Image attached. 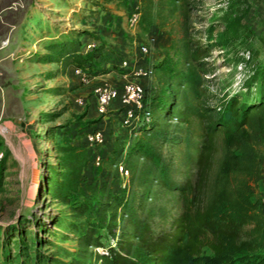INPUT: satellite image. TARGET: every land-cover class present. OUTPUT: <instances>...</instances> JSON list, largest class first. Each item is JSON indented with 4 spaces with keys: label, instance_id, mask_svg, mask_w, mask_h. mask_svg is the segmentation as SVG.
<instances>
[{
    "label": "rangeland",
    "instance_id": "374dc122",
    "mask_svg": "<svg viewBox=\"0 0 264 264\" xmlns=\"http://www.w3.org/2000/svg\"><path fill=\"white\" fill-rule=\"evenodd\" d=\"M181 3L0 0V264H72L80 259L83 250L80 228H87L89 223L102 235L103 250L116 243L109 232L111 212L104 218L99 210L104 198L100 187L105 185L117 191L124 186L114 162H127L128 147L141 134H129L117 119L110 118L101 126L104 115L96 109L93 118L86 116L90 104L80 103V98L86 101L90 87L75 73L77 65L67 64L60 57L55 49L59 43L66 45L79 37L82 41L96 40L103 44L101 60L89 69L93 73L103 63L119 68L113 62L118 53L110 49L118 42L115 36L121 34L129 46L135 37L143 39L148 52H139L148 57L147 64L155 66L153 76L145 81L149 98L157 99L154 116L159 119L168 107L163 103L173 99L177 89L182 92L176 98L175 108L179 107L176 114L182 116L184 101L192 99L189 84L180 85V78L188 72L182 51L189 40L211 47L207 59L213 70L205 77L210 79L206 85L212 91L239 94L241 100H250L260 93L264 69V0H188L185 11ZM136 5H140L143 16L133 29L128 19ZM246 51L250 53L248 59ZM47 53H54L59 59L46 61L43 55ZM131 54L128 58L137 63ZM180 118L171 121L172 140L159 139L155 143L170 163L173 177L183 182L187 176L196 179L194 161L203 138V124L197 117L191 122ZM94 125L105 132L106 141L100 147L87 140ZM216 139L218 150L203 192V204L212 193L222 153V133ZM97 154L102 155L100 165L94 163ZM134 154L131 152L137 177L130 185L138 202L148 185L145 175L151 163L141 154ZM258 157L263 176L258 179L256 174H250L244 179L251 186L252 199L259 204L260 221L247 223L241 236L251 240L256 251L264 252L263 143L258 147ZM129 168L131 176L132 166ZM62 193L88 201V210L78 214ZM150 195L145 199L147 207L155 210L152 220L155 230H169L182 209L179 192L167 190L156 180ZM123 223L122 218L116 228L121 230ZM93 249L99 250L96 246ZM203 252L211 253V249L204 245ZM85 259L86 264L101 263L95 253Z\"/></svg>",
    "mask_w": 264,
    "mask_h": 264
},
{
    "label": "trees",
    "instance_id": "16d2710c",
    "mask_svg": "<svg viewBox=\"0 0 264 264\" xmlns=\"http://www.w3.org/2000/svg\"><path fill=\"white\" fill-rule=\"evenodd\" d=\"M176 1L182 2V10L185 11L188 0ZM81 45L82 40L77 37L66 45L59 43L55 49L65 63H75L90 71L97 60H101L105 46L97 44L94 49L81 52ZM182 52L188 72L180 78V85L189 84L193 100L188 97L184 101L182 116L176 114L179 108H175L178 104L176 98H180L182 92L177 89L172 95L173 99L163 103L164 107L168 105L163 118L154 116L150 123L140 128L141 135L128 147L130 154L127 162H114L116 166L123 161L129 171V165L132 166L129 185L121 186L117 191H111L105 185L100 187L104 198L99 210L104 218L111 212L109 232L116 243L109 244L105 250L95 251L93 247L104 246L102 235L91 223L87 228L79 227V241L83 250L80 259L73 260L72 264H86L85 257L92 253L101 260L100 264H264V252L256 251L252 241L241 236L247 223L260 221L257 212L259 204L252 199L251 186L244 177L256 174L260 179L263 176L258 162V147L264 144V69L260 93L250 100H241L239 94L216 93L206 85L210 79L205 74L213 70L207 59L211 52L210 45L189 40ZM43 56L46 61L59 59L54 53ZM167 88L169 91L171 85ZM211 100H215V103L210 104ZM156 101L149 98L147 91V102L153 110ZM175 117L188 122L197 117L203 124V138L194 161L195 180L187 176L183 182H178L173 177L170 163L155 143L159 139L172 140L170 125ZM98 127L94 125L91 130ZM219 133L223 138L222 153L212 193L203 204L201 200L214 168L218 150L216 137ZM123 147L126 148L125 145ZM131 152L141 154L151 163L145 175L148 185L138 197V202L130 185L137 177ZM237 177L242 179L238 180ZM156 180L167 190L178 191L182 200V209L173 218L169 230H155L152 223L155 210L147 207L145 198L151 197ZM62 194L78 214L88 210V201L71 193ZM122 218L124 223L118 230L116 227ZM204 245L211 249V253L203 252Z\"/></svg>",
    "mask_w": 264,
    "mask_h": 264
},
{
    "label": "built area",
    "instance_id": "2783aa9c",
    "mask_svg": "<svg viewBox=\"0 0 264 264\" xmlns=\"http://www.w3.org/2000/svg\"><path fill=\"white\" fill-rule=\"evenodd\" d=\"M142 16V9L140 5H136L129 14L128 23L133 29H136L140 23ZM96 40L82 41L81 52L92 50L97 45ZM142 52H148V47L144 43H140ZM248 59L249 51L244 52ZM118 64L119 69L123 70L125 74L131 77L126 80L121 86H116L110 83H100L93 86V93L97 98V108L100 114L108 112L113 100L119 98L121 100V124L128 131L129 134L138 136L141 134L140 128L150 123L154 118V110L147 102V86L144 81L155 72L153 64L132 63L128 57H117L114 60ZM243 68V63L240 65ZM76 74L80 76L82 83L89 84L92 73L82 66L74 67ZM80 103H84V98H80ZM179 120L175 117L173 121ZM87 140L89 144L95 147H100L106 141L105 132L101 127L95 128L87 133ZM102 162V155L97 154L94 158V163L100 165ZM119 173L122 175L123 185L128 183L130 171L123 161L116 164ZM264 200V189L262 192ZM96 249L103 250V246H96Z\"/></svg>",
    "mask_w": 264,
    "mask_h": 264
},
{
    "label": "crops",
    "instance_id": "0c3cea01",
    "mask_svg": "<svg viewBox=\"0 0 264 264\" xmlns=\"http://www.w3.org/2000/svg\"><path fill=\"white\" fill-rule=\"evenodd\" d=\"M123 36H124V34H123ZM114 38L118 42L115 43L114 47H113V45H111L110 49H112V51L113 50L117 51L118 56L128 57L127 55H129L130 52H132L131 57L134 61H136L137 63L147 64L148 57H146L145 54L139 52V51H141L139 45H140V43H143V39L139 40L137 37H135L133 42H131L132 46H129L127 41L122 40L123 37H121V34H119L118 36H115ZM119 38H120V40H119ZM109 55L112 56L111 53H109ZM151 57H153V56L151 55ZM92 72L93 73L91 76L90 83L87 84V86H89L90 89L88 91H86L87 97L85 96L86 101L84 99V103L86 102L87 104L88 103L90 104V108L88 109L86 116L90 115L93 118L95 115V112H94L95 109L98 111L97 98H96V95L92 91L93 86L96 84H100V83H110V84H113L116 86H121L126 80H129L131 77L127 76L123 70L119 69L118 67H113V66L109 65L108 63L101 64L99 68L93 69ZM144 83L146 84L147 82L144 81ZM120 110H121V100L119 98H117V99L112 101L108 112L105 114H102L104 116H103L102 121H100L101 126L102 125L105 126L106 123L108 122V119H110V118L112 120L115 119V121L118 120L119 122H121V111ZM112 120H109V121H112ZM4 124L9 126V123L7 121H4ZM23 124L24 123H22V125ZM114 125H115V123H114ZM117 130L119 131V128H117ZM122 132H125V130H122Z\"/></svg>",
    "mask_w": 264,
    "mask_h": 264
}]
</instances>
